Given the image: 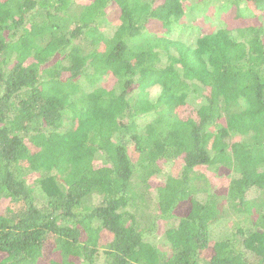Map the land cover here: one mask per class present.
<instances>
[{
	"label": "trees",
	"instance_id": "obj_1",
	"mask_svg": "<svg viewBox=\"0 0 264 264\" xmlns=\"http://www.w3.org/2000/svg\"><path fill=\"white\" fill-rule=\"evenodd\" d=\"M194 1L0 2V264H264V0Z\"/></svg>",
	"mask_w": 264,
	"mask_h": 264
},
{
	"label": "rangeland",
	"instance_id": "obj_2",
	"mask_svg": "<svg viewBox=\"0 0 264 264\" xmlns=\"http://www.w3.org/2000/svg\"><path fill=\"white\" fill-rule=\"evenodd\" d=\"M6 0H0V2H4ZM204 2H208L209 5L206 6L205 12H203V6H204ZM216 0H195L194 1V5L195 8H199L201 9L200 13H197L199 11H197L194 15V18L192 19H185L187 22H190L191 26H194L196 31H193V33L196 34H192V36H202L204 34L207 33H213L216 30L222 28L225 24V22L227 21H231L232 19L235 18V8L230 7V6H223L220 8L219 12L216 13V9L217 7H215V3ZM242 9V7L240 8ZM118 16H119V9L118 7L112 3L109 5L108 9H107V14H106V18H105V23L102 25L103 27L100 28L102 31L104 32H111V29H113V27H115L117 25V20H118ZM185 20L183 22H185ZM243 23V22H242ZM241 23V24H242ZM150 31H154V27L150 26L148 28ZM173 39H175L176 34H173V36H171ZM192 41H194V38H192ZM81 45H83L84 49L86 51H89V45H87L85 42H81ZM114 85V79L111 77H107L103 82H102V87H104L105 89H110L112 86ZM156 87L151 88L149 90L150 95H154L155 91H156ZM200 102L195 99V100H190L186 106L184 107H180L178 109V112L180 116H184V117H188L192 114V112L194 110H196V107L198 106ZM66 124H64V128H67V122H64ZM130 149V147H129ZM130 151H132V148L130 149ZM200 173H205L208 181H209V186L211 187L210 189H218V188H222L225 187L228 184V179L226 178V176L224 174L219 173L217 176L212 174L211 172H209L207 169L204 168H200L199 169ZM162 178H157L156 180L153 181L154 184L158 185L161 182ZM36 195L38 198L43 199L41 193L38 192V189L36 190ZM8 204L7 200H2L0 201V214H3L5 211V208ZM185 210V209H184ZM182 213V212H181ZM173 222L172 221H167V222H158V225L156 226V234L160 235L167 227H169L170 225H172ZM214 231V230H213ZM108 237V236H106ZM160 245V244H159ZM50 243H47L45 245V249L43 251V257L40 261L41 264H47L48 261H50V259L56 258L55 254H52L51 252V247H50ZM204 256L207 257L208 254L206 251L203 252ZM4 257V254H0V260H2Z\"/></svg>",
	"mask_w": 264,
	"mask_h": 264
}]
</instances>
